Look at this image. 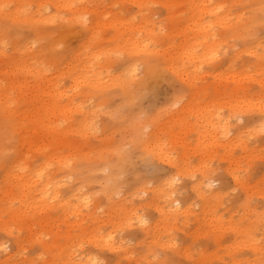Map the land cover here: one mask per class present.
<instances>
[{
    "label": "rangeland",
    "instance_id": "1",
    "mask_svg": "<svg viewBox=\"0 0 264 264\" xmlns=\"http://www.w3.org/2000/svg\"><path fill=\"white\" fill-rule=\"evenodd\" d=\"M165 2L166 0H75L71 9L64 5L68 3L67 0H13L9 6H0V24H5L0 30V67L15 71V74L5 75L7 81L26 79L29 86H33L36 79L20 75L13 61H28L31 65L35 61H48L52 51L50 40L55 36L59 37L60 30L65 34L60 38L58 50L66 47L74 50L82 48L85 64L95 62L91 60L93 56L90 54L95 52L110 54L114 59L118 55L125 63L131 64L130 45L123 41L130 38L142 40L146 16H151V24L155 25L160 35H163L161 31L173 29ZM214 2L227 4L232 18L243 13L244 19L250 21L255 13L264 15V6H255L253 0L242 3L241 0H211L209 6ZM18 6L21 17L15 14ZM187 7L185 5L183 9L189 12ZM80 9L83 10L81 13L88 25L95 19L100 22L94 35L86 29L82 36L80 31L69 26L68 22L74 11L80 12ZM47 14L56 15V20L46 22L44 16ZM111 22L118 31L110 25ZM220 31L224 34L223 29L220 28ZM253 33L254 40L261 42L264 47V22H259ZM222 40L217 49L218 57L207 60L198 73L189 71L187 74H191V77L187 74L178 77L166 71L164 76L150 80V89L141 85L134 90L135 94L128 96H122L120 85H114L108 77L110 74L113 78L124 79L128 77L126 68L108 64L109 67L100 70L107 88H97L88 83L83 86L82 83L80 103L86 113L83 117L84 135L70 132L68 138L70 143L81 150L80 153L71 155V163L91 162L101 154L106 157L112 152L111 155L115 158L113 161L117 164L121 163L119 159H122V153L133 149L134 154L137 152V140H148L153 126L159 128V134L168 143L170 156L174 159L172 162L156 160L155 166L136 161L137 169L134 170L148 179L154 177L152 170L157 167L160 174L158 178L178 175L179 181L173 188L176 190L174 197L189 198L192 204L190 216L180 218L175 224H162L157 229L144 230L137 215L146 216L150 225L159 220L153 193L138 195L131 184L125 183L120 185L118 193L108 198L102 177L85 188L95 199L90 198V208L94 211V207L100 206L88 222L78 225L74 222L76 218H67L61 210H54L45 218L35 216L23 225V221L11 216L12 212L18 213L19 203L12 204L9 197L0 190V243L7 246L0 252V264H66L67 261L61 258L63 250L64 255L70 254L69 264L77 263L81 254L88 253L98 256L101 264H264V133L250 130L246 117L241 118L231 110L236 105L237 84L250 90L251 94L263 89L264 67L260 71L246 67L245 64L252 61L253 57L246 53L238 54L244 48L240 38L223 35ZM130 43L134 45L132 41ZM46 64L51 69L45 73L48 78L60 70L50 63ZM75 65L76 63L73 66ZM194 76L196 81L193 86L190 82ZM141 77H144L142 66L135 78L138 80ZM59 80L68 87L72 85L66 74L61 75ZM46 81L44 79L41 84ZM106 91L110 93L109 96L105 94ZM242 94L238 95L242 97ZM15 95L18 98L22 95L19 87L15 88ZM45 95L46 97L36 99L29 92L25 96L27 101L22 105H39L42 101L51 99ZM185 104H189V110L183 114L181 108H185ZM198 104L203 106V113L211 112L215 119L219 116L222 120H228L230 125L229 138H225L215 120V125H212L215 128L210 127L215 138L210 140V145L204 150L198 148L196 130L204 132L209 120L207 117L200 119L194 116L192 106ZM173 113L174 117L175 114L179 115L172 120ZM81 118L73 114L72 119ZM239 131L243 132L242 135H239ZM118 148L121 154L115 153ZM125 170L127 173L123 179H132V174L128 173L132 171ZM203 173H207L215 181L211 188L221 195L220 199L210 202L208 211L203 210L202 200L197 194L198 188L194 187ZM165 177L152 186L163 185ZM76 181L72 177L61 190L65 193L76 185ZM14 194L19 195L20 191L13 190L12 195ZM242 204H246L248 210ZM86 212L85 210L84 213ZM87 226V233L82 232ZM99 228H102L103 233L114 231L120 245L118 250L112 251L104 243L95 242L96 239L88 236ZM216 237L221 239L219 244L215 241ZM54 240L57 245L56 253H47L46 250ZM46 261L49 263H45Z\"/></svg>",
    "mask_w": 264,
    "mask_h": 264
},
{
    "label": "bare ground",
    "instance_id": "2",
    "mask_svg": "<svg viewBox=\"0 0 264 264\" xmlns=\"http://www.w3.org/2000/svg\"><path fill=\"white\" fill-rule=\"evenodd\" d=\"M12 1L0 0V6H9ZM74 1L67 0L68 3L64 5L73 9ZM210 1L166 0L165 3L171 16L173 29L167 32L161 31L163 35H160L155 25L151 24V16H146V29L142 40L130 38L123 41V43L130 45L129 55L131 57V64L125 63L121 56L116 55L117 58L114 59L110 54H103L102 52L90 53L93 56L91 60L95 62L85 64L82 58V48L74 50L73 48L66 47L60 51L58 50L60 38H63L65 34L64 31L60 30V36H55L50 40L52 51L51 58L48 61H35L32 65L28 64V61H21V63L13 61L14 67L20 71V75L23 77L31 76L36 79L33 86H29L26 79L22 81H7L5 75L15 74V71L7 67H0V183L2 185L0 190L3 191L5 196L9 197L12 204L15 202L19 203V207L17 208L18 213L14 214L12 212V217L21 222L23 221V225H25L32 217L45 218L50 214V211L61 210L67 218H76L74 222L78 225L86 223L93 217L92 214L96 213V210L100 206L94 207V211L90 208V198L94 199V197L85 188L91 186V184H94L102 177L105 180L104 190L108 198L118 193L120 185L125 183L131 184L138 195H150L153 193L152 195L156 197L154 206L159 214V220L157 223L150 225L149 219L146 216L137 215L136 217L139 223L144 226V230L157 229L162 224H175L180 218L190 216L192 204L189 202V198L178 199L174 197L176 190L173 188L179 181L178 175L158 178L160 174L157 167L153 169L154 171L152 170V173L154 172L155 174L154 177L151 176L152 178L148 179L135 171L137 169L135 167L136 161L146 162L155 166L156 160H170L172 162V159H174L170 156L171 149H168V143L162 140L159 128L154 127L153 124H151L153 130L152 134L149 135V139L145 141L137 140L135 147V151L137 152L135 154L134 149H130L131 152L124 151L125 153L122 154L120 148L115 151L116 154L120 152L122 158L119 159L121 163L117 164L113 161L115 158L112 157V152H109L106 157L101 154L100 157L91 162L71 163V155L80 153L81 150L70 143L68 138L71 134L70 132L78 133L81 136L84 135L85 122L83 117L86 113L82 103H80V98L83 94V91L80 92L82 83L83 86L88 83L97 88H107V82H104L100 70L109 67L108 64H111L112 67L124 66L126 68L128 77L124 79L113 78L110 74L108 77L111 78L109 81H112L114 85H120L122 96H128L133 93L135 94L134 90L140 88L141 85L150 89V80L164 76L166 71L172 72L178 77H183V74H187L189 71L191 73H198L207 60H214L218 57L217 49L223 42V35L225 37L233 35L240 38L243 42L244 48L238 54L246 53L253 57L252 61L245 64L247 65L246 67L253 68L255 71L263 69L264 47L261 45V42L254 40L255 34L253 31L259 25V22H264V15L260 16L258 13H255L250 21L244 19L243 13H238L236 14V18H232L231 9L227 4L214 2L209 6L208 3ZM244 1L241 0V3ZM253 2L255 6H264V0H253ZM185 5H188L189 12L183 9ZM178 10L180 11L177 15ZM81 12L83 13L81 9L80 12L74 11L73 17L68 22L69 26L80 31L82 36L86 29L94 35L100 22H98V19H95L91 25H88ZM15 14H17V17H21L19 6ZM56 18V15L53 14L44 16L46 22H53ZM110 25L113 26V23L111 22ZM4 26L5 24H0V30ZM113 27L117 30L115 25ZM220 28L223 29L224 34L220 31ZM161 39L164 41L162 42ZM177 39H180V41L177 42ZM27 48H29L28 45ZM46 63H50L51 66H56L60 70L54 72L48 78L45 73L50 72L51 69ZM75 63L76 65L73 66ZM141 66L143 67L144 77L137 80L135 77L138 75ZM65 74L72 82V85L69 87L62 84L59 80L61 75ZM187 76L191 77V74H187ZM196 76L192 77L193 80L190 82L193 86L195 85ZM44 79H47V81L41 84ZM114 80H116V83ZM259 84L263 85L261 81ZM16 87L21 89L22 95L20 98L15 95ZM31 87L33 90L29 91L28 89ZM235 91H237L236 105L230 106L232 107V112L241 116V118L246 117L248 120L247 125L251 127L250 130H255L256 133H264V87L251 94L250 90L237 84ZM29 92L36 99L46 97L45 94L51 99L42 101L39 105L28 106V103L27 105H22L27 101L25 96ZM239 93H243L242 97L238 95ZM39 94L43 95L40 96ZM105 94L107 96L110 95L107 91ZM147 95L145 94V96ZM174 102L177 103L176 101ZM185 105V108L183 106L181 108V113L183 114L189 110V104ZM192 107L194 116H198L200 119L207 117L209 120L204 132L196 130L197 145L200 150H204L210 145V140L215 138L210 129L212 125H215V120L219 124L221 134L225 138H229L230 125L228 120H222L219 116L215 119L214 114L211 112L203 113V106L200 104ZM128 111L130 112V110ZM73 114H77V116L82 118L80 120L72 119ZM178 115L179 113L175 114L174 117L173 113L171 119L173 120ZM141 119L142 117L140 121ZM213 126L212 129L215 128ZM87 127L91 128L89 125ZM242 133L239 131V135H242ZM245 151L248 152L247 150ZM57 165L58 168H56ZM125 169L132 171L128 172L132 174V179H123L127 173ZM150 170L149 172H151ZM149 172L147 174H150ZM201 175V179L195 182L194 187L198 188L197 194L202 200L203 210L208 211L210 202L220 199L221 195L215 193L211 188L215 181L213 182L207 173ZM72 177L74 180H77L76 185L71 186L64 193L61 188L66 186ZM164 177L163 185L152 186V184ZM224 186L227 189L225 184ZM201 189H207V191L202 192ZM13 190H19L20 194L12 195ZM207 192L209 193L206 194ZM242 205L248 210L246 204ZM85 210L87 211L86 213H84ZM260 220L259 218L258 221ZM5 226L7 225L5 224ZM88 229L89 226L83 228L81 231L87 233ZM101 230L102 228L94 230L88 236L96 239L95 242L104 243L112 251L118 250L120 245L114 231L103 233ZM70 238L71 236L68 239ZM55 241L46 250L47 253L48 251L52 254L56 253L57 247L55 246L57 245ZM215 241L219 244L221 241L220 237H216ZM5 245V243H0V252L7 248ZM62 253V260L67 261L66 264H69L68 256L70 254L64 255L65 250ZM8 259H11V257ZM45 263H49V261ZM75 264H101V261L98 256L88 253L86 255L81 254Z\"/></svg>",
    "mask_w": 264,
    "mask_h": 264
}]
</instances>
